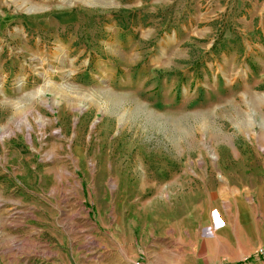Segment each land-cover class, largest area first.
Masks as SVG:
<instances>
[{"label":"rangeland","instance_id":"1","mask_svg":"<svg viewBox=\"0 0 264 264\" xmlns=\"http://www.w3.org/2000/svg\"><path fill=\"white\" fill-rule=\"evenodd\" d=\"M239 195L264 0H0V264H168Z\"/></svg>","mask_w":264,"mask_h":264},{"label":"crops","instance_id":"2","mask_svg":"<svg viewBox=\"0 0 264 264\" xmlns=\"http://www.w3.org/2000/svg\"><path fill=\"white\" fill-rule=\"evenodd\" d=\"M219 218L211 215L213 208ZM201 224L177 235L176 255L168 264H264V200L235 196L204 211Z\"/></svg>","mask_w":264,"mask_h":264},{"label":"built area","instance_id":"3","mask_svg":"<svg viewBox=\"0 0 264 264\" xmlns=\"http://www.w3.org/2000/svg\"><path fill=\"white\" fill-rule=\"evenodd\" d=\"M214 218L215 219L219 218V214L217 212L214 213ZM258 253L261 254V255H264V248H260L258 250Z\"/></svg>","mask_w":264,"mask_h":264}]
</instances>
